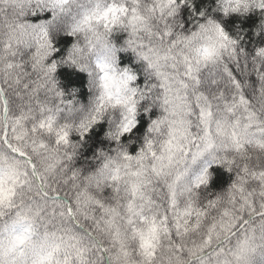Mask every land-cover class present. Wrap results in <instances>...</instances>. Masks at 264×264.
Here are the masks:
<instances>
[{
	"label": "snow or ice",
	"instance_id": "6c2138e0",
	"mask_svg": "<svg viewBox=\"0 0 264 264\" xmlns=\"http://www.w3.org/2000/svg\"><path fill=\"white\" fill-rule=\"evenodd\" d=\"M191 3L0 0V264H264V0H215L185 27ZM233 13L259 17L261 42L226 30ZM60 33L74 42L54 60ZM60 63L88 73L87 105ZM100 121L109 146L77 165Z\"/></svg>",
	"mask_w": 264,
	"mask_h": 264
},
{
	"label": "trees",
	"instance_id": "16d2710c",
	"mask_svg": "<svg viewBox=\"0 0 264 264\" xmlns=\"http://www.w3.org/2000/svg\"><path fill=\"white\" fill-rule=\"evenodd\" d=\"M215 0H192L191 5L182 4L177 17L185 27L194 26V20L198 18L200 11L212 12L215 8ZM217 17H222V13H216ZM259 21V17L254 13H248L246 16L240 14H230L223 17V24L227 31L233 36H238L242 45L249 48L253 44L261 42V38L255 34V26ZM74 42V38L67 33H60L54 40V47L57 49L53 53L52 59L60 60L65 57L67 50ZM119 64L121 67H131L134 70H139V63L136 61L134 54L129 51H121L118 53ZM54 76L58 82V87L66 94L68 99H74L83 105H87L91 96V90L88 86V73L76 68L75 65L68 63H60L57 65ZM138 84H143V77L138 75ZM158 111L153 109L150 112H138L137 125L131 134L133 143H131L130 151L136 152L138 150V141L146 133L151 119H155ZM108 122L100 121L89 130L84 139L80 141L79 156L77 157V165L87 164L91 162L94 153L99 149H106L109 146V139L106 136L108 131ZM73 139H79L77 135ZM127 143L129 136L125 135L123 138ZM210 171L213 173L210 187L212 189H219L226 186L229 182V174L218 165H214Z\"/></svg>",
	"mask_w": 264,
	"mask_h": 264
}]
</instances>
